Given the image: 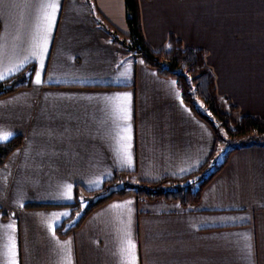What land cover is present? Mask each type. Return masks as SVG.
Returning a JSON list of instances; mask_svg holds the SVG:
<instances>
[{
	"label": "crops",
	"instance_id": "crops-1",
	"mask_svg": "<svg viewBox=\"0 0 264 264\" xmlns=\"http://www.w3.org/2000/svg\"><path fill=\"white\" fill-rule=\"evenodd\" d=\"M48 2L0 0V74L26 82L0 95V136L22 139L0 165V264H264V139L217 156L175 80L112 40L124 0H57L45 33ZM137 5L152 48H202L219 97L264 119V0ZM224 159L193 205L127 192L58 231L115 176L168 189Z\"/></svg>",
	"mask_w": 264,
	"mask_h": 264
},
{
	"label": "trees",
	"instance_id": "trees-1",
	"mask_svg": "<svg viewBox=\"0 0 264 264\" xmlns=\"http://www.w3.org/2000/svg\"><path fill=\"white\" fill-rule=\"evenodd\" d=\"M124 4L128 32L124 35H119L115 30H111L113 34L112 40L119 42L132 55L141 59L145 65L154 68L159 74L173 78L179 89L182 101L195 115L211 126L215 133L216 142L220 134L216 126L219 124L225 126L229 135L235 136L250 133L252 134L251 140L254 143L264 139V137L259 139V136H264V119L249 114H239L236 105L219 97L214 75L206 64L205 51L202 48L184 46L174 36L169 37L165 47L152 48L142 35L137 0H124ZM24 80L23 71H19L13 77L0 81V95L13 88L26 85ZM6 84H11V87L6 88ZM224 104L227 105V109L223 107ZM211 117L216 118V120ZM21 141V135H15L6 141L0 142V165L11 151L20 146ZM245 143L247 142L242 144L245 145ZM238 147L230 149L229 152ZM225 160L219 164H212L211 167L209 166L210 170L202 175L199 174L202 170L201 167L187 175L174 177L177 182L172 188L156 187L157 183L125 184L123 190L96 202L93 201V198H90L89 204L78 220L64 230L58 227V231L62 235L67 234L70 230L79 226L86 215L96 206L115 195L127 192L134 193L139 199H166L178 201L183 205H193L198 201L202 188L221 168ZM117 181L118 178L115 176L113 179L106 181L102 187L87 190V192L97 195L106 191L110 185L118 183ZM36 205L42 206L43 204Z\"/></svg>",
	"mask_w": 264,
	"mask_h": 264
},
{
	"label": "rangeland",
	"instance_id": "rangeland-1",
	"mask_svg": "<svg viewBox=\"0 0 264 264\" xmlns=\"http://www.w3.org/2000/svg\"><path fill=\"white\" fill-rule=\"evenodd\" d=\"M7 85V84H6ZM225 109H227V105L224 104L223 106ZM223 108V110H225ZM236 115V114H235ZM213 120H216V118L211 117ZM218 123V122H216ZM216 128L218 129V131L220 132L219 136H218V141H217V149H216V155L217 156H224L226 155L230 149L234 148V147H238L241 148L243 146L242 143H245V145L252 144L254 142H252L251 140V135L250 133L247 134H239V135H229V133H227L225 126H223L222 124H219L216 126ZM264 136H259L260 138H263ZM261 140V139H260ZM242 144V146H240ZM219 164V163H216ZM209 166H212V163L209 164ZM166 186H170L169 183L164 184ZM80 209L79 211L75 214V216L73 217V219L71 220V222L69 224H72L74 222H76V220H78L79 216L81 215V213L83 212V210L86 208V206L89 204L90 199H84L85 194H83V191L80 194ZM96 195H93L91 198H93Z\"/></svg>",
	"mask_w": 264,
	"mask_h": 264
},
{
	"label": "snow or ice",
	"instance_id": "snow-or-ice-1",
	"mask_svg": "<svg viewBox=\"0 0 264 264\" xmlns=\"http://www.w3.org/2000/svg\"><path fill=\"white\" fill-rule=\"evenodd\" d=\"M45 7H46V9H50V11L45 12L44 17H43V19L46 23L45 33H47V31H49L51 29V27L53 26V24L55 22L56 11H57V7H58L57 0H49V2L46 4ZM46 46H47V35L45 34L44 43L42 45H38L40 55H42L43 52L46 51ZM33 55H37V53L34 52ZM3 79H4L3 74H0V80H3ZM36 82L37 83L41 82L39 73L36 74ZM8 138H9V136L7 134L2 135V136H0V142L5 141ZM133 247H134V245H133ZM13 248H14V245H13ZM11 264H16V261L14 258L12 259ZM130 264H134V262H130Z\"/></svg>",
	"mask_w": 264,
	"mask_h": 264
},
{
	"label": "water",
	"instance_id": "water-1",
	"mask_svg": "<svg viewBox=\"0 0 264 264\" xmlns=\"http://www.w3.org/2000/svg\"><path fill=\"white\" fill-rule=\"evenodd\" d=\"M6 88L11 87V84L5 85ZM125 188V184L123 181H119L116 184L110 185L106 191L97 194L96 196L93 197V201L96 202L99 199H103L105 197H108L110 195H113L114 193H117Z\"/></svg>",
	"mask_w": 264,
	"mask_h": 264
}]
</instances>
